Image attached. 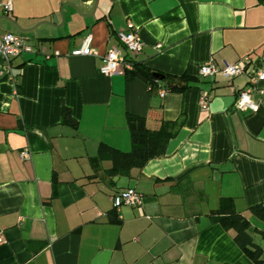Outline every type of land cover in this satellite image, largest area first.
I'll use <instances>...</instances> for the list:
<instances>
[{"label": "crops", "instance_id": "obj_1", "mask_svg": "<svg viewBox=\"0 0 264 264\" xmlns=\"http://www.w3.org/2000/svg\"><path fill=\"white\" fill-rule=\"evenodd\" d=\"M10 2L0 35L19 34L29 51L0 55V264H264V220L250 210L264 205V80L250 93L255 112L234 107L264 71V0H98L93 15L95 0ZM53 15L57 26L43 23ZM128 23L139 52L117 39ZM87 35L95 54L72 55ZM112 48L190 86L161 96L125 72L103 74ZM209 60L244 70L200 75ZM128 113L153 129L181 125L163 157L113 176L97 150H130ZM130 187L141 205L115 208L112 196ZM221 198L249 222L259 263L214 221Z\"/></svg>", "mask_w": 264, "mask_h": 264}, {"label": "trees", "instance_id": "obj_2", "mask_svg": "<svg viewBox=\"0 0 264 264\" xmlns=\"http://www.w3.org/2000/svg\"><path fill=\"white\" fill-rule=\"evenodd\" d=\"M125 73L141 79L150 91L163 88L165 91L181 92L190 86L185 75H165L139 63H132V69ZM61 122L72 127L77 124L66 106L61 109ZM126 124L130 137L129 151L124 152L103 143L98 146V156L111 161L108 173L113 176L127 174L131 169H141L149 160L163 157L169 140L176 135L181 125L177 121L161 120L159 126L153 129L147 125L145 117L130 113L126 115ZM250 210L264 220V205H255ZM211 215L221 227L233 231L235 242L250 259L256 263L261 261V248L253 242L247 231L249 222L234 210L230 199L221 198L219 208ZM261 234L264 236V232Z\"/></svg>", "mask_w": 264, "mask_h": 264}, {"label": "built area", "instance_id": "obj_3", "mask_svg": "<svg viewBox=\"0 0 264 264\" xmlns=\"http://www.w3.org/2000/svg\"><path fill=\"white\" fill-rule=\"evenodd\" d=\"M0 9L4 14H8L12 10L10 0L4 3H0ZM117 39L120 44L127 51L135 53L139 52L142 48V42L140 37L135 33L131 23H128V29L126 31H119ZM23 51H29V48L25 47L23 38L17 33H4L0 35V55L4 60L9 63L12 58L17 57ZM72 55L76 56H92L95 54L91 48V36L87 35L81 46L78 49L73 50ZM132 69L131 64L126 60V57L122 55L121 51L117 48H112L106 51L104 54V65L100 69L101 73L112 75L122 74L126 70ZM244 70V62L238 63H227L222 61L221 67L216 66L211 60L199 67V74L202 76H214L217 74L223 75L225 78H232L240 74ZM264 80V71L256 72L255 76L251 79L252 86L245 88L237 94L234 107L240 111L255 112L258 108L257 103L251 100L250 93L256 89V84L259 81ZM165 90H161L160 94L163 96ZM207 99L202 97L200 99V106L202 109L207 107ZM27 153L22 152L20 156L27 158ZM141 194L134 188H126L118 191L112 196L113 206L120 208L121 206H140L141 205ZM1 241V233H0Z\"/></svg>", "mask_w": 264, "mask_h": 264}, {"label": "water", "instance_id": "obj_4", "mask_svg": "<svg viewBox=\"0 0 264 264\" xmlns=\"http://www.w3.org/2000/svg\"><path fill=\"white\" fill-rule=\"evenodd\" d=\"M69 5L72 6V7L76 10V12H77L79 15H81V14L79 13V11L77 10V8H76L75 5H73V4H69ZM97 7H98V0H95V3H94V9H93V12H92L90 15H93V13H94V11L97 9ZM90 15H87V16H90ZM60 17H61L62 22H63V21H64V17H63L62 12H60ZM5 18H6L7 20L11 21V22L15 25V27L17 28V31H20V32H27V31L30 30V29H22L21 27H19L18 24L14 23L10 18H8V17H5ZM43 23H45V24H49V25L57 26V18H56V15H53V16H52V21H51V22H43ZM155 76L157 77V74H156ZM161 78H162V77H159V79H161Z\"/></svg>", "mask_w": 264, "mask_h": 264}]
</instances>
